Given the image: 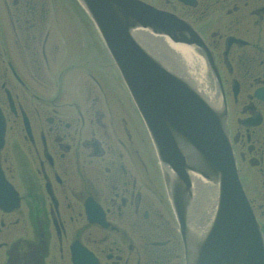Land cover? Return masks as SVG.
<instances>
[{
	"label": "flooded vegetation",
	"instance_id": "af4514ba",
	"mask_svg": "<svg viewBox=\"0 0 264 264\" xmlns=\"http://www.w3.org/2000/svg\"><path fill=\"white\" fill-rule=\"evenodd\" d=\"M165 1L211 51L264 215V0ZM62 3L0 0V264H183L144 123L97 30Z\"/></svg>",
	"mask_w": 264,
	"mask_h": 264
},
{
	"label": "water",
	"instance_id": "95a60500",
	"mask_svg": "<svg viewBox=\"0 0 264 264\" xmlns=\"http://www.w3.org/2000/svg\"><path fill=\"white\" fill-rule=\"evenodd\" d=\"M95 21L166 169L185 264H264V238L241 188L221 99L134 35L141 27L176 42H200L184 21L141 0H81ZM212 67L211 58L206 55ZM218 185L214 210L193 205V179Z\"/></svg>",
	"mask_w": 264,
	"mask_h": 264
},
{
	"label": "bare ground",
	"instance_id": "6f19581e",
	"mask_svg": "<svg viewBox=\"0 0 264 264\" xmlns=\"http://www.w3.org/2000/svg\"><path fill=\"white\" fill-rule=\"evenodd\" d=\"M135 36L144 42L153 44L162 50L163 54L169 59L170 57L180 65L183 70L192 78V80L202 87L206 96L212 100V94L209 92L204 75V63L202 59L193 51V49L184 44L175 43L164 36H158L151 33L149 30H139L135 32ZM178 69V68H177ZM196 180V179H195ZM196 198L199 202H206V210L211 213L215 208V201L218 196V185L210 180L197 179L195 183Z\"/></svg>",
	"mask_w": 264,
	"mask_h": 264
},
{
	"label": "rangeland",
	"instance_id": "374dc122",
	"mask_svg": "<svg viewBox=\"0 0 264 264\" xmlns=\"http://www.w3.org/2000/svg\"><path fill=\"white\" fill-rule=\"evenodd\" d=\"M45 1H47V0H45ZM74 2L76 1V0H73ZM144 1H147V2H150L151 4H153L154 6H157V7H166L165 6V0H144ZM171 1H173V0H171ZM63 2L64 3H62L61 4V6L62 7H64V9L66 10V16L69 18V13H71L72 11H74V7H73V5L72 4H74L71 0H63ZM175 2V1H174ZM72 3V4H71ZM76 3V2H75ZM78 6H79V3L77 2L76 3ZM75 5V4H74ZM80 7V6H79ZM81 8V7H80ZM80 11V12H82V9L80 10V9H76V11ZM90 24L92 25V22H90ZM206 28H210V26L209 27H206ZM213 28H210V29H208L207 31H206V36H207V38H210L211 40L212 39H214L211 35H210V31L212 30ZM61 42H58V44H59V46L62 48V45L60 44ZM49 50H50V46H48L47 47V53H49ZM31 51V50H30ZM24 56H26V58H29V52H28V49L27 50H24ZM90 66H92V65H90ZM96 69H98L99 71H100V69L97 67V68H95L94 70H96ZM209 80V79H208ZM207 80V81H208ZM168 212H169V210H167ZM170 213V218L172 219V226H176V222H175V219H174V217H173V215H172V213L171 212H169ZM258 213H259V211H258ZM261 218H263L264 217V215H259ZM264 220V219H263Z\"/></svg>",
	"mask_w": 264,
	"mask_h": 264
}]
</instances>
